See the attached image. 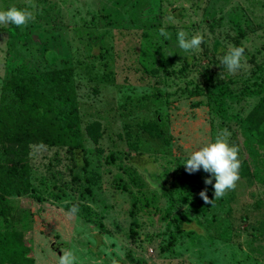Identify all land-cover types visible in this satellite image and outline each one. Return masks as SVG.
I'll use <instances>...</instances> for the list:
<instances>
[{
  "label": "rangeland",
  "instance_id": "1",
  "mask_svg": "<svg viewBox=\"0 0 264 264\" xmlns=\"http://www.w3.org/2000/svg\"><path fill=\"white\" fill-rule=\"evenodd\" d=\"M13 6L35 19L0 25V109L16 106L6 84L19 64L34 73L69 69L88 160L81 176L66 149L31 147L32 190L7 208L33 264H58L68 250L75 264H264V184L240 176L214 200L204 183L211 174L184 167L224 129L250 162L235 118L264 87V0H0L2 11ZM179 31L204 42L185 52ZM230 47L245 49L235 74L221 62ZM195 89L211 96L185 94ZM156 90L173 96L140 101ZM151 122L160 137L142 129ZM205 189L212 204L199 195ZM73 205L79 210L69 216Z\"/></svg>",
  "mask_w": 264,
  "mask_h": 264
},
{
  "label": "trees",
  "instance_id": "2",
  "mask_svg": "<svg viewBox=\"0 0 264 264\" xmlns=\"http://www.w3.org/2000/svg\"><path fill=\"white\" fill-rule=\"evenodd\" d=\"M98 47L101 48V45ZM6 85L16 100V106L0 109V264H33L29 256L30 250L24 243L25 232L11 229L13 217L7 207L13 203L9 199L26 196L32 190L28 157L33 146L66 149L74 161L76 172L82 176L88 166L85 135L69 69L34 73L22 63L15 68ZM185 94L200 98L206 94L211 96V91L195 89L185 91ZM253 94L258 96L256 104L244 117L235 118L243 138L242 145L250 158V162L241 161L239 175L251 176L264 184V176L258 165L259 160L264 163L261 155V152L264 153V87L254 90ZM172 96L173 94H163L156 90L149 96H143L140 101L161 103ZM214 97L220 99L218 95ZM222 105L220 100L217 111L222 110ZM142 127L152 137L162 135L156 122ZM86 133L92 137H97L98 134L93 125L87 127ZM122 156L130 160L128 153L122 152ZM116 158L109 153L105 157V163L113 165ZM130 164L135 166L134 163ZM118 169L121 167L118 166ZM127 169L132 183H136L131 175L134 169ZM116 178L118 185H122L123 190L127 189L121 182V176L117 175Z\"/></svg>",
  "mask_w": 264,
  "mask_h": 264
},
{
  "label": "clouds",
  "instance_id": "3",
  "mask_svg": "<svg viewBox=\"0 0 264 264\" xmlns=\"http://www.w3.org/2000/svg\"><path fill=\"white\" fill-rule=\"evenodd\" d=\"M35 7V5H32ZM35 16L32 11L21 10L15 6L6 11L0 10V25L13 24L17 27L26 26L33 21ZM160 35L168 38V33L164 28L160 29ZM179 47L185 52L198 50L204 42V37L200 34L194 35L191 39L186 38L184 31L178 32ZM244 47H230L228 53L223 57L222 64L231 74L237 73L244 67ZM231 133L227 129L220 131L215 142L209 143L200 150L193 152L187 159L184 167L189 174L197 173L201 169L209 173L210 178L205 179L206 185L214 188V200L223 198L230 190H235L237 182L240 180L239 170L241 160L239 159V147L230 146L228 137ZM213 180L215 183L213 185ZM200 197L205 204H212L214 200L209 199L207 189L200 192ZM78 207L73 205L69 216L78 212ZM58 264H75L76 257L71 250L63 251Z\"/></svg>",
  "mask_w": 264,
  "mask_h": 264
},
{
  "label": "water",
  "instance_id": "4",
  "mask_svg": "<svg viewBox=\"0 0 264 264\" xmlns=\"http://www.w3.org/2000/svg\"><path fill=\"white\" fill-rule=\"evenodd\" d=\"M54 247V246H53Z\"/></svg>",
  "mask_w": 264,
  "mask_h": 264
}]
</instances>
